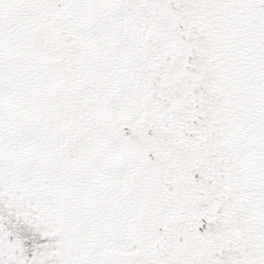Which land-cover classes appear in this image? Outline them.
<instances>
[{
  "label": "snow or ice",
  "instance_id": "1",
  "mask_svg": "<svg viewBox=\"0 0 264 264\" xmlns=\"http://www.w3.org/2000/svg\"><path fill=\"white\" fill-rule=\"evenodd\" d=\"M0 264H264V0H0Z\"/></svg>",
  "mask_w": 264,
  "mask_h": 264
}]
</instances>
